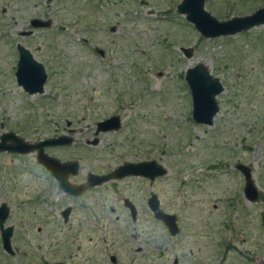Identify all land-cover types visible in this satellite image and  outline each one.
Listing matches in <instances>:
<instances>
[{
	"label": "rangeland",
	"instance_id": "rangeland-1",
	"mask_svg": "<svg viewBox=\"0 0 264 264\" xmlns=\"http://www.w3.org/2000/svg\"><path fill=\"white\" fill-rule=\"evenodd\" d=\"M182 1L0 0V142L10 132L33 144L72 138L45 152L80 164L69 178L74 185L125 162L154 160L168 170L155 182L128 177L73 196L39 163L37 151L0 152V207L11 210L5 227L14 228L17 252L4 250L0 231V264H112L110 255L118 264H264V25L207 39L179 12ZM263 5L205 4L219 21ZM35 18L54 25L33 30ZM19 43L46 69L44 94L18 85ZM182 47L194 48V57ZM199 64L225 89L212 126L192 116L185 78ZM113 116L122 128L97 135L98 122ZM238 164L252 169L257 202L245 197ZM152 194L179 216V236L149 212ZM125 198L137 205V222Z\"/></svg>",
	"mask_w": 264,
	"mask_h": 264
},
{
	"label": "water",
	"instance_id": "water-1",
	"mask_svg": "<svg viewBox=\"0 0 264 264\" xmlns=\"http://www.w3.org/2000/svg\"><path fill=\"white\" fill-rule=\"evenodd\" d=\"M50 2L53 0H49ZM206 0H183L178 5V10L186 16L188 22L193 24L204 38L215 39L219 37L235 36L243 32L264 25V5L256 10L255 13L244 17H234L228 21H219L206 9ZM33 30L50 29L54 22L52 19L43 20L35 18L30 23ZM27 31L23 36L32 35L34 32ZM111 31H115L112 28ZM19 52V61L17 65L16 78L18 85L30 95L44 94L45 85L48 80V74L44 65L34 58L32 52L22 44L17 45ZM181 51L188 59L194 57V48L182 47ZM102 56L104 51H97ZM186 82L189 86L193 102V120L202 125L212 126L214 118L220 111L218 96L224 92V86L218 78H214L204 65H196L187 70ZM121 118L113 116L101 121L97 125L96 134L118 131L121 129ZM99 140L94 141V145ZM73 139L66 136L52 138L39 143H29L19 137L16 133L10 132L1 137L0 152H12L26 155L37 151L38 161L44 166L51 175L58 181L62 190L73 196H80L87 187H98L108 184L112 181L123 180L128 177H144L151 181L164 177L168 170L164 165L157 161L142 163H125L112 172L104 175L90 174L87 179V185H74L69 181L71 175H77L80 171L78 162H62L51 157L45 152L47 147H56L71 145ZM237 170L242 172L245 178V197L249 202H257L260 198V191L254 180V174L250 167L243 164L237 165ZM126 206L132 211L133 219H136V208L134 204L126 199ZM150 209L155 214V218L160 220L168 229L171 236H176L179 231L177 216L163 211L160 207V201L156 194H152L149 200ZM71 209L63 212L65 220L68 219ZM10 215V208L6 203L0 207V229L3 241V248L7 253H13L12 236L13 228H5V223ZM264 225V213L262 214ZM113 263H117L116 256H112Z\"/></svg>",
	"mask_w": 264,
	"mask_h": 264
},
{
	"label": "flooded vegetation",
	"instance_id": "flooded-vegetation-1",
	"mask_svg": "<svg viewBox=\"0 0 264 264\" xmlns=\"http://www.w3.org/2000/svg\"><path fill=\"white\" fill-rule=\"evenodd\" d=\"M23 36V35H22ZM29 36H33V34L32 35H29ZM26 37V36H25ZM109 119V118H108ZM101 122V121H100ZM99 123V122H98ZM98 125V124H97ZM121 125H122V120H121ZM123 126V125H122ZM122 126H121V128H122ZM97 131V130H96ZM119 131V130H118ZM109 132H114V131H109ZM104 133H108V132H104ZM151 161H154V160H145V161H139V162H132V163H142V162H151ZM125 163H128V162H125ZM124 163V164H125ZM134 178H141V179H143V180H145V181H148V182H155V181H151L150 179H148V178H144V177H134ZM157 180V179H156ZM126 199H128V200H130L129 198H125L123 201H124V206H125V208L127 209V211L130 213V216H131V219H132V221H134V222H137L138 221V218H139V215H140V211H139V209H138V207H137V205L134 203V202H132L131 200V202L134 204V206H135V208H136V219H133V217H132V211L130 210V208H128L127 206H126V203H125V200ZM149 200H150V198H148L147 199V208H148V210H149V212L155 217V214L153 213V211L150 209V205H149ZM160 201V200H159ZM3 205V204H2ZM160 207H161V209H162V205H161V202H160ZM68 208H70L71 209V212H70V214H69V217H68V219L67 220H65V218H64V216H63V212L65 211V210H67ZM68 208H66V209H64L63 211H62V216H63V218H64V221L65 222H68L69 221V218H70V215H71V213H72V208L71 207H68ZM163 210V209H162ZM11 211V210H10ZM164 211V210H163ZM167 213V212H166ZM11 214V213H10ZM168 214H170V213H168ZM171 215H175V214H171ZM10 216V215H9ZM177 216V222H178V225H179V216L178 215H176ZM160 221V220H159ZM164 225V224H163ZM165 226V225H164ZM6 228V227H5ZM7 228H10V227H7ZM13 228V227H12ZM179 228H180V226H179ZM0 231H1V229H0ZM167 231H168V229H167ZM169 232V231H168ZM180 232H181V229H180V231H179V233L176 235V236H172V237H177V236H179V234H180ZM170 234V233H169ZM2 237V236H1ZM13 237H14V228H13V236H12V239H13ZM12 239H11V241H12ZM12 250H13V253H8L9 255H11L12 257H14L16 254H17V252L16 251H14V249H13V245H12ZM112 256H114V255H110V262L112 263V264H115V263H113V261H112ZM117 258V257H116ZM45 264H66V262H63V261H54V262H47V263H45ZM116 264H118V258H117V263ZM175 264H178V261H176V263Z\"/></svg>",
	"mask_w": 264,
	"mask_h": 264
}]
</instances>
